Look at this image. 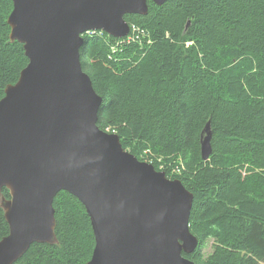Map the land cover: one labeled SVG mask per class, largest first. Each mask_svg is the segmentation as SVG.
<instances>
[{"label": "trees", "instance_id": "trees-1", "mask_svg": "<svg viewBox=\"0 0 264 264\" xmlns=\"http://www.w3.org/2000/svg\"><path fill=\"white\" fill-rule=\"evenodd\" d=\"M138 29L121 43L83 34L82 71L102 99L97 127L125 151L178 180L193 195L194 264H264V0H146ZM11 0H0V100L26 66L9 42ZM210 123L211 154L200 155ZM2 196L8 198L6 189ZM57 244H32L14 264H86L94 248L78 200H53ZM8 226L0 209V240ZM213 240L207 258L200 250Z\"/></svg>", "mask_w": 264, "mask_h": 264}, {"label": "water", "instance_id": "water-1", "mask_svg": "<svg viewBox=\"0 0 264 264\" xmlns=\"http://www.w3.org/2000/svg\"><path fill=\"white\" fill-rule=\"evenodd\" d=\"M11 3L9 42L22 46L27 64L0 100V209L8 226L0 264H14L32 244H57L52 204L62 191L90 221L94 248L86 264H194L184 257L198 247L189 231L193 195L97 127L102 99L80 64L83 34L126 37L124 17L145 16L147 1ZM210 141L208 122L203 162Z\"/></svg>", "mask_w": 264, "mask_h": 264}, {"label": "rangeland", "instance_id": "rangeland-1", "mask_svg": "<svg viewBox=\"0 0 264 264\" xmlns=\"http://www.w3.org/2000/svg\"><path fill=\"white\" fill-rule=\"evenodd\" d=\"M109 132L106 130V133ZM128 152V151H127ZM151 164V163H150ZM213 240H207L204 244V247L200 250V255L205 259L213 251Z\"/></svg>", "mask_w": 264, "mask_h": 264}, {"label": "built area", "instance_id": "built-area-1", "mask_svg": "<svg viewBox=\"0 0 264 264\" xmlns=\"http://www.w3.org/2000/svg\"><path fill=\"white\" fill-rule=\"evenodd\" d=\"M129 34L123 38V40L121 41V43H128L131 42L133 40L136 39V36H133L134 33L138 32V29L133 28V26H129ZM96 31H90V32H86L85 34H94Z\"/></svg>", "mask_w": 264, "mask_h": 264}]
</instances>
